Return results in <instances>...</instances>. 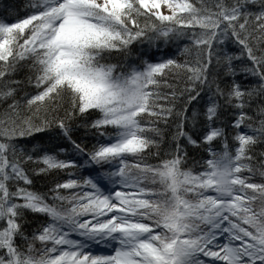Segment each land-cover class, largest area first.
<instances>
[{
  "label": "snow or ice",
  "instance_id": "1",
  "mask_svg": "<svg viewBox=\"0 0 264 264\" xmlns=\"http://www.w3.org/2000/svg\"><path fill=\"white\" fill-rule=\"evenodd\" d=\"M0 264H264V0H0Z\"/></svg>",
  "mask_w": 264,
  "mask_h": 264
}]
</instances>
